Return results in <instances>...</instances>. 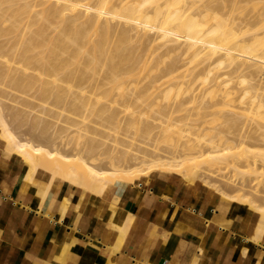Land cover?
Instances as JSON below:
<instances>
[{"label":"bare ground","instance_id":"1","mask_svg":"<svg viewBox=\"0 0 264 264\" xmlns=\"http://www.w3.org/2000/svg\"><path fill=\"white\" fill-rule=\"evenodd\" d=\"M5 86L79 99L63 115L17 93L15 103ZM0 87L2 151L28 183L39 176L100 196L158 172L194 177L255 212L263 232L264 0H0ZM99 96L136 98L118 117ZM146 96L167 104L135 116ZM88 116L124 138L109 139ZM130 130L148 140L135 144ZM215 168L257 183L220 180Z\"/></svg>","mask_w":264,"mask_h":264},{"label":"crops","instance_id":"2","mask_svg":"<svg viewBox=\"0 0 264 264\" xmlns=\"http://www.w3.org/2000/svg\"><path fill=\"white\" fill-rule=\"evenodd\" d=\"M2 150L0 264H264L257 214L196 179L158 172L98 196L28 183Z\"/></svg>","mask_w":264,"mask_h":264},{"label":"rangeland","instance_id":"3","mask_svg":"<svg viewBox=\"0 0 264 264\" xmlns=\"http://www.w3.org/2000/svg\"><path fill=\"white\" fill-rule=\"evenodd\" d=\"M142 83H144V82H142ZM141 83V84H142ZM142 85H144V84H142ZM2 86V85H1ZM2 88L4 89V86H2ZM1 87H0V90H3ZM8 89V90H7ZM7 90V92H5V93H11L10 94V96H9V94L7 95L6 94V96H7V98H12V100H14L13 102H15V103H18V99L19 100H24L25 102H27V103H29L32 107H34L35 109H41V108H38L37 107V105L38 104H40L39 105V107L42 105L43 107H42V109H45L46 111L47 110H51V111H53V112H60V111H63V115H69V116H71V114H69V110L68 109H70L71 111H72V107H71V104H68V102H70L71 100V102L70 103H72L74 100H75V102L76 101H78V99H76V96L74 97V96H68L69 97V101L67 100V98L66 97H64V99H66V101H67V104H66V102L64 101V99L62 100V98L63 97H60V99H58V100H56L55 99V97L54 96H44V97H40V99L39 98H37L38 96L35 94V92H34V89L33 90H30V92L28 91H26V92H18V91H12L11 89H10V87L9 86H5V90H3V91H6ZM9 91V92H8ZM13 93H12V92ZM31 91H33L34 92V94H33V92H31ZM173 92H174V89H173ZM14 93H17V94H15V96H16V98H18L17 100L15 99V96H12V94L14 95ZM35 97H36V99H35ZM73 97H74V100H73ZM78 97V96H77ZM85 99L84 100H86V97L85 96H83ZM92 97V96H91ZM91 97H89L88 96V98H90V100H92V101H94V99H96L97 97L96 96H93L92 97V99H91ZM96 97V98H95ZM124 97V96H123ZM123 97L122 96H102V97H100L99 96V104L101 103V105L102 104H104V103H106L105 105H107V104H109L110 106H111V108H110V106H105L106 108H109V109H111L112 110V108L115 110V112H116V114L118 115V117H121L124 113H122V112H124L123 111V107H125V106H122V105H127V104H129V100L131 101V99L132 100H134V98H136L135 96H126V97H124L125 98V100L123 99ZM143 96H141V97H138L137 96V99L138 98H142ZM173 96H171V98H172ZM187 97V96H186ZM41 98H42V100H41ZM87 98V99H88ZM121 98L123 99V100H121ZM161 98H162V96H146V98H145V101L143 102L142 101V103L141 102H138V104L136 105V104H134V105H132L135 101H133V103L132 102H130V103H132L131 105H132V108H133V110H134V114H135V116H137L138 115V113H141V112H143V113H145V115H144V117L145 116H149V115H151V116H156V114L155 113H153V111L152 110H155L156 108L158 109L159 108V106H161V107H165L166 105L165 104H167V102H165V101H162L161 100ZM179 98V100H180V98L181 97H178ZM185 96L183 97L182 96V98H181V101H182V99H183V101L184 100H186L187 98H185ZM26 99H28V101L26 100ZM71 99V100H70ZM137 99H136V101H137ZM11 99L9 100V101H6V102H10V101H12ZM30 100V101H29ZM41 100V101H40ZM101 100V101H100ZM142 100V99H141ZM144 100V99H143ZM178 100V101H179ZM17 101V102H16ZM63 101L65 102V104L67 105V107L65 108V104H63ZM21 101H19V103H20ZM124 102V103H123ZM127 102V103H126ZM169 102H171V101H169ZM175 102V104H176V100L174 101ZM11 104H9V103H7L8 105H10V106H12V107H18V108H20L19 106H16V105H18V104H15V103H12V102H10ZM52 103H53V105H52ZM59 105H58V104ZM78 102H76V104H77ZM140 103V104H139ZM157 103H159V104H157ZM162 103H163V105H162ZM12 104H14V105H12ZM37 104V105H36ZM156 104V105H155ZM55 105V106H54ZM56 105H58V106H56ZM68 105H70V107L68 106ZM131 105H130V108H131ZM104 106V105H103ZM188 106V105H187ZM60 107V108H59ZM59 108V109H58ZM67 109V110H66ZM156 109V110H157ZM113 110V111H114ZM119 112L120 111V113L118 114L117 113V111ZM70 111V112H71ZM72 113V112H71ZM224 113H227L226 111L224 112H222V114H224ZM73 114V113H72ZM88 115L90 114V113H87ZM181 114V115H180ZM182 114H183V111H181V112H178V113H176V114H173V116L174 117H181L182 116ZM90 115H92V114H90ZM178 115H180V116H178ZM184 115V114H183ZM93 116H95V114L93 113ZM93 116H88V117H86V124L88 125V126H90V127H94V126H96L97 128H99V130L101 129V130H106V131H108V134H109V136H111V137H109V139H111V138H114V136H118L119 138H124V136L122 135V134H119L118 133V130L117 129H111V130H107V129H104L103 128V126H106L107 127V123L106 122H104L103 120H99V119H97L96 117H93ZM124 116V115H123ZM122 116V117H123ZM73 118H74V116H73ZM76 118V117H75ZM79 119H80V117H79ZM79 119L77 120V121H79ZM100 119H102V118H100ZM81 120V119H80ZM103 122V123H102ZM105 123V124H104ZM99 124H101V125H103V126H101V125H99ZM107 124V125H106ZM26 129V127H24V130ZM125 134L127 135V136H129V137H131V141H133L135 144H140V143H144V142H146L147 140H148V137L146 136V135H139V134H136L134 131H132V130H130L129 132H125ZM99 139V138H98ZM109 144H111V143H109ZM141 145H143V144H141ZM241 167H246V165H242ZM214 170V173L215 174H217L218 175V177L217 178H219L220 180H225V181H229L230 182V180H233V181H235V183H236V181H240L239 183H246L245 185L247 186V187H252V185H255L256 183H257V180H252V178H250L249 176H242V177H240V176H233V174L234 173H231L229 170H227V169H223V170H219L218 168H215V169H213ZM222 176H224V178H222ZM227 178H229V179H227ZM191 179H196L197 180V178H194V177H191ZM137 180V179H136ZM242 181V182H241ZM222 186V185H221ZM255 188H257L258 189V187H256L255 186ZM262 188H264V186H262ZM262 188H260L259 190H262ZM264 190V189H263ZM262 194H263V192L262 191H260Z\"/></svg>","mask_w":264,"mask_h":264}]
</instances>
